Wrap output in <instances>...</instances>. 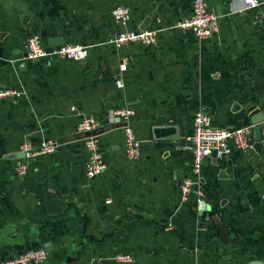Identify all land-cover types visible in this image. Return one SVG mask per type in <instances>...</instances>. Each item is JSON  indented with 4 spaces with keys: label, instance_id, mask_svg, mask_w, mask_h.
Returning <instances> with one entry per match:
<instances>
[{
    "label": "crops",
    "instance_id": "obj_1",
    "mask_svg": "<svg viewBox=\"0 0 264 264\" xmlns=\"http://www.w3.org/2000/svg\"><path fill=\"white\" fill-rule=\"evenodd\" d=\"M205 1L219 31L198 42L174 27L192 0H0V87L22 91L15 103L0 100V260L42 247L41 264H264V121L260 139L250 122L255 110L264 114V0L243 12L242 0ZM115 5L130 9L125 24L111 16ZM147 16L155 44L115 49L117 31L138 29ZM32 34L45 48L49 37L80 43L87 57L23 59ZM125 105L141 143L136 161L108 115ZM199 108L215 127L252 126L254 141L251 151L232 145L226 157L204 159L194 189L208 205L203 213L195 192L180 200L175 175L191 176L186 138ZM79 114L100 122L106 169L92 180ZM174 125L179 141L161 140ZM47 138L57 149L15 175L19 145ZM117 253L135 261H115Z\"/></svg>",
    "mask_w": 264,
    "mask_h": 264
},
{
    "label": "built area",
    "instance_id": "obj_2",
    "mask_svg": "<svg viewBox=\"0 0 264 264\" xmlns=\"http://www.w3.org/2000/svg\"><path fill=\"white\" fill-rule=\"evenodd\" d=\"M245 9L258 6L257 0H242ZM130 15V9L125 5H115L111 9L113 19L121 24H125ZM174 27L190 32L196 41L201 42L211 38L218 33V16L207 9L205 0H192L191 13L178 20ZM157 39V29H121L110 39L115 49H120L130 43L139 42L146 47L155 44ZM23 59L35 61L42 58L58 57L60 59L81 61L87 57L86 46L80 43H63L58 46L45 48L37 34L30 35L24 45L22 52ZM119 70H126V64L120 63ZM115 84L118 88L123 86L121 78L116 79ZM19 88L0 87V100H8L15 103L21 96ZM75 111V107H70ZM133 107L125 105L119 108L109 109L108 115L111 119L121 122L123 134L122 147L128 159L136 161L141 155V143L134 134L130 124L133 115ZM100 122L93 115L79 114L75 121V131L82 135L87 158L85 160V177L87 180L100 175L106 169V163L100 152V140L97 129ZM252 126L245 125L235 128H221L212 125L209 114L199 108L193 116V125L190 134L187 136L192 153L191 176L185 177L179 184V195L182 202L188 201L189 197L195 192V186L199 183V175L203 161L207 157L221 159L231 152L232 145L242 152L253 150L254 141L251 134ZM58 147L55 139H43L38 145H32L29 141H23L19 145V151L23 157L16 159L14 173L23 176L27 170V161L35 160L38 156L49 155ZM196 209L199 212L207 210V203L203 199L202 192L197 190L194 194ZM46 249L27 248L19 251L12 257L0 260V264H41L47 258ZM113 259L118 262L133 263L135 259L125 253H117Z\"/></svg>",
    "mask_w": 264,
    "mask_h": 264
},
{
    "label": "water",
    "instance_id": "obj_3",
    "mask_svg": "<svg viewBox=\"0 0 264 264\" xmlns=\"http://www.w3.org/2000/svg\"><path fill=\"white\" fill-rule=\"evenodd\" d=\"M149 21H150V17L147 16L143 20V23L141 24V26H139L138 29L145 28L148 25ZM63 43H64V39H63L62 36L49 37L48 38V44L50 46H58V45H61ZM259 113H260L259 111L255 110V112H253V114H251V116H250V122H251L252 125L255 126L253 134H254L256 139H260L261 138V131H262L261 123L264 121V114L261 113V115H258ZM174 128H175V133L173 135H170L168 137H164L161 140H167V141H170V142L179 141V138H180V136H179V126L178 125H174ZM16 156L18 158H21V157L24 156V154L22 152H20V153H17ZM177 174H179L178 180L182 181L183 178H182V175H181L182 173H181L180 169L175 170V175H177ZM140 264H144V263H140ZM251 264H258V263L252 262ZM260 264H263V263H260Z\"/></svg>",
    "mask_w": 264,
    "mask_h": 264
}]
</instances>
